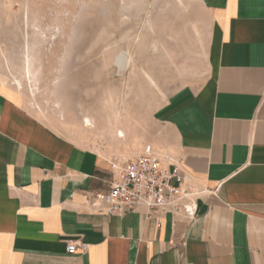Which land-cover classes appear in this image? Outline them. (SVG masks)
<instances>
[{"label":"crops","instance_id":"crops-1","mask_svg":"<svg viewBox=\"0 0 264 264\" xmlns=\"http://www.w3.org/2000/svg\"><path fill=\"white\" fill-rule=\"evenodd\" d=\"M199 3L205 76L143 126L129 115L144 135L130 136L126 154L101 155L0 88V264H264V0ZM147 145L186 175L193 219L111 216L86 202L109 190L112 162ZM72 240L89 247L69 253Z\"/></svg>","mask_w":264,"mask_h":264},{"label":"rangeland","instance_id":"rangeland-1","mask_svg":"<svg viewBox=\"0 0 264 264\" xmlns=\"http://www.w3.org/2000/svg\"><path fill=\"white\" fill-rule=\"evenodd\" d=\"M201 14L199 0H0V88L101 155L126 154L144 135L129 115L143 126L204 78Z\"/></svg>","mask_w":264,"mask_h":264},{"label":"built area","instance_id":"built-area-1","mask_svg":"<svg viewBox=\"0 0 264 264\" xmlns=\"http://www.w3.org/2000/svg\"><path fill=\"white\" fill-rule=\"evenodd\" d=\"M115 180L109 190L92 192L87 203L96 200L106 205V214L122 216L145 209L149 218L158 219L161 212L184 213L193 219L198 211L197 193L186 185V175L177 161L156 152L147 145L142 153L111 163ZM160 223H158V226ZM89 245L81 241H69L67 250L75 254L78 249L86 251Z\"/></svg>","mask_w":264,"mask_h":264},{"label":"bare ground","instance_id":"bare-ground-1","mask_svg":"<svg viewBox=\"0 0 264 264\" xmlns=\"http://www.w3.org/2000/svg\"><path fill=\"white\" fill-rule=\"evenodd\" d=\"M129 62V57H127L125 54H121L117 57L116 59V65L119 67L120 71H124L126 69V66ZM87 122H91V120L87 117ZM119 136L124 137L125 133L124 131L120 130L119 131Z\"/></svg>","mask_w":264,"mask_h":264}]
</instances>
